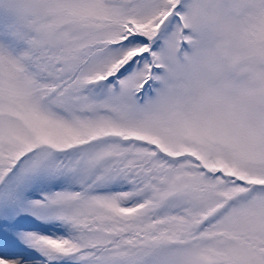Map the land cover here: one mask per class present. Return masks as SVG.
<instances>
[{
    "label": "snow or ice",
    "instance_id": "obj_1",
    "mask_svg": "<svg viewBox=\"0 0 264 264\" xmlns=\"http://www.w3.org/2000/svg\"><path fill=\"white\" fill-rule=\"evenodd\" d=\"M0 264H264V0H0Z\"/></svg>",
    "mask_w": 264,
    "mask_h": 264
}]
</instances>
